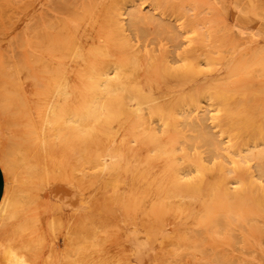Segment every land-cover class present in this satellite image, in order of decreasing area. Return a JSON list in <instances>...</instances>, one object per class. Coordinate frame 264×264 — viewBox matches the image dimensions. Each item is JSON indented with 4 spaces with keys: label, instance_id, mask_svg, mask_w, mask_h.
<instances>
[{
    "label": "bare ground",
    "instance_id": "1",
    "mask_svg": "<svg viewBox=\"0 0 264 264\" xmlns=\"http://www.w3.org/2000/svg\"><path fill=\"white\" fill-rule=\"evenodd\" d=\"M172 1L0 0L1 53L13 46L32 53L39 36L43 47H52L53 38L61 44L69 33L73 37L69 43L58 45L64 52L65 71L38 125L33 116L30 73L24 68L26 73L20 71L22 68L6 71L8 76L0 82L4 146L13 157L21 182L12 204L2 207L0 241L5 255L0 264L55 260L81 264L80 229L74 226L70 234L68 229L69 216L85 185L80 174L85 137L100 130H151L156 120L162 121L165 132L206 128L214 135L216 150L223 141L230 142L238 158L233 170L224 160L215 159L206 178L188 183L163 179V188L116 180L120 210L129 223L167 237L164 223L162 226L151 218L142 221L139 212L145 209L172 214L178 230L163 242L167 258L184 253L206 256L222 247L229 249L223 256L233 263L262 264L264 11L256 20L247 6L237 2L229 20H214L210 55L214 76L208 89L211 114L195 120L183 108L190 101L188 97L181 99L177 86L165 77L163 55L149 57L141 86L136 87L134 79L139 72L134 66L135 55L115 53L110 42L99 40L95 28L69 31L60 20H50L53 15L60 16L52 9L55 5L82 6L86 16L94 17L95 8L101 4L162 5ZM19 38L21 42H13ZM21 74L32 81L23 80ZM97 139L86 141L91 144ZM0 160L5 162L1 151ZM223 224H240V254L234 251V242L224 233ZM193 226L204 227L206 236L192 234L188 229Z\"/></svg>",
    "mask_w": 264,
    "mask_h": 264
},
{
    "label": "rangeland",
    "instance_id": "2",
    "mask_svg": "<svg viewBox=\"0 0 264 264\" xmlns=\"http://www.w3.org/2000/svg\"><path fill=\"white\" fill-rule=\"evenodd\" d=\"M237 2L247 6L256 20L264 11V0H173L162 5L101 4L92 7L97 10L94 17L86 16L82 6L55 5L52 9L59 12L60 18L53 15L50 20L54 23L60 20L61 26L69 31L84 26L95 28L99 40L110 42L115 53L135 55L134 66L139 72L134 79L136 87L141 86L140 79L150 65L149 57L163 55L165 77L177 86L181 99L188 97L190 101L183 108L188 117L195 120L211 114L208 89L214 76L210 59L216 28L214 20H229ZM72 38L69 33L61 39V44L53 38L52 47H43L39 36L37 48L32 53L19 46L0 52V82L8 76H5L6 71L13 73V70L18 72L17 68H22L20 71L24 72V68L30 73L34 84L32 97L36 125L64 75V52L58 45L69 43ZM19 39L13 42H21ZM21 75L23 80L27 78L26 74ZM25 80L29 82L31 79ZM0 124V151L5 161L0 160L5 174L1 215L2 207L12 204L21 182L13 157L5 149V128L2 122ZM153 126L155 128L151 130H100L85 137L80 170L85 185L82 198L69 216L68 229L69 234L74 226L80 229L81 264H237L223 256L229 249L222 247L206 256L184 253L167 258L163 253V242L178 230L174 216L170 213L163 215V211L150 213L143 209L139 212L142 221L151 218L162 226L165 224L168 236L163 237V234L132 225L127 215L121 212L116 180H128L146 188H154V185L163 188V179L188 183L206 178L215 159L224 160L228 169L233 170L234 159L238 158L230 142L223 141L216 150L212 140L214 135L206 128L165 132L160 120L154 121ZM87 138L98 139L88 144ZM36 158L40 160L41 155L37 153ZM229 186H233L232 183ZM222 228L233 240L234 251L240 254V224H223ZM188 230L206 236L204 227L193 226ZM4 255L0 241L1 260ZM44 264H62V261Z\"/></svg>",
    "mask_w": 264,
    "mask_h": 264
},
{
    "label": "crops",
    "instance_id": "3",
    "mask_svg": "<svg viewBox=\"0 0 264 264\" xmlns=\"http://www.w3.org/2000/svg\"><path fill=\"white\" fill-rule=\"evenodd\" d=\"M4 192H5V174L0 164V204L4 196Z\"/></svg>",
    "mask_w": 264,
    "mask_h": 264
}]
</instances>
